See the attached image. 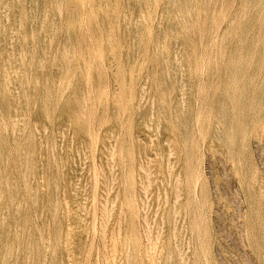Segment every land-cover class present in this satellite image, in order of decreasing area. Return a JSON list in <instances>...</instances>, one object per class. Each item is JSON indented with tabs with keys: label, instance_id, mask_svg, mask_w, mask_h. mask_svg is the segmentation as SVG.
Wrapping results in <instances>:
<instances>
[{
	"label": "rangeland",
	"instance_id": "obj_1",
	"mask_svg": "<svg viewBox=\"0 0 264 264\" xmlns=\"http://www.w3.org/2000/svg\"><path fill=\"white\" fill-rule=\"evenodd\" d=\"M139 1L118 0L96 16L93 5L105 0H68L63 17L78 10L79 29L70 33L64 21L51 34L46 25L53 43L33 45L50 49L41 65L46 114L28 81L39 65L28 61V78L10 77L13 93L4 101L17 102L24 86L29 101L11 113L21 129L16 140L0 110V264H129V254L131 264H181L179 242L187 264H264V19L249 25L246 0H192L187 19L179 16L181 0H145L146 20ZM121 15L119 28L114 18ZM137 19L149 28L143 45L130 47L137 62L130 73L128 25ZM163 30L168 42L155 50ZM246 33L257 43L247 37L241 62L233 55ZM3 48L6 60L7 41ZM172 60L187 72L177 76ZM238 67L233 88L228 72ZM64 69L73 73L64 76ZM140 89L146 116L136 124ZM187 101L181 112L178 103ZM72 111L80 112L76 119ZM179 113L188 118L184 126L175 121Z\"/></svg>",
	"mask_w": 264,
	"mask_h": 264
},
{
	"label": "bare ground",
	"instance_id": "obj_2",
	"mask_svg": "<svg viewBox=\"0 0 264 264\" xmlns=\"http://www.w3.org/2000/svg\"><path fill=\"white\" fill-rule=\"evenodd\" d=\"M68 0H0V110H1V116L2 119L6 122L4 127L5 129H7L10 134H11V138L16 140L17 137L20 135L19 132H21V129L18 125V121L16 120V118H14L11 113L13 111H15V109H18V107L20 106H24L28 103L29 101V94L27 93L25 86L24 89L21 88L20 90V95H19V99L17 100V102H13V99H8L7 101H4V99L6 97H11L13 91L10 85V77H16V78H28V74L25 72L24 69V64L26 62H30L33 64H37L39 65V67L37 68V70H35L33 72V74L29 75V80L30 82H33V84L36 85L35 90L38 93V98L41 101L40 107L42 109V113L46 114V109H45V104H46V91H47V75L45 73L44 68L41 67L42 63L44 62L46 55L48 54V51H50V49H46V48H40L44 45V43L50 39L51 44L52 42V37L51 35H46L44 34V29L46 27V25H48L51 34H53L54 32H57L62 24L64 23V21L67 23L68 25V29L70 31V33H75L78 29H79V20H78V10H74L73 13L69 14V17H66L64 19L63 17V13L65 11V8H67V2ZM102 1V0H101ZM124 2V0H122ZM191 1L192 0H181V4L183 5V7L180 10L179 16L183 19H187V17L190 16V7H191ZM118 2V0H113V1H109V0H105L104 5H99V4H94L91 10V13H93V15H99L102 11V9L104 8L106 11L109 12L110 8H111V3L116 4ZM121 2V1H119ZM221 2V1H220ZM158 3V2H157ZM213 3V2H212ZM102 4V3H101ZM139 4L141 5V9L143 12V18H146V20L148 19V13L145 12V8L146 6H148L149 8H151L150 5H147V3H145V0H140ZM160 4V3H159ZM235 4V3H234ZM245 6L246 9L248 7H253V11H245V14L248 16H251V21L249 23L250 26L254 27L258 22H261L264 19V3L262 0H246L245 1ZM231 7V6H230ZM117 8V7H116ZM232 8V7H231ZM57 9V10H56ZM120 9V8H119ZM51 10H56L55 12V16L53 18H49L48 17V12ZM130 10H134V7H128L127 11ZM139 10V9H137ZM59 11V12H58ZM222 11V10H220ZM76 13V15H75ZM221 13V12H220ZM80 15V14H79ZM158 15V13H157ZM169 13H165L164 18L168 19L169 18ZM67 16V15H66ZM123 15L118 16V18H114L115 21H119L117 24H119V28H120V21ZM156 16V15H155ZM82 17V15H81ZM198 17V15L196 16V18ZM216 17V16H215ZM175 19V17H173ZM225 19V18H224ZM12 20V21H11ZM204 20V19H203ZM98 21V20H97ZM143 21V20H142ZM142 21H140V19L134 20L132 21V23H130L128 25V30L129 32H131V38L133 39V41L135 43L131 44L128 46L127 51L125 52V63L126 65H128L130 68V73H132L137 65L136 62V56L134 54V52L132 50H130V47H135L138 48L139 46L143 45V36L146 33L147 29L149 28L148 24L145 25V23H143ZM227 21V20H226ZM217 21L214 20L210 23L209 28H213L216 26ZM242 24V23H241ZM29 26L30 29L23 32L22 28L24 26ZM97 25V24H96ZM233 25V22H231V26ZM110 26V25H109ZM108 26V27H109ZM221 26V25H220ZM97 28V26H95ZM222 27V26H221ZM47 28V27H46ZM91 28H93V26H91ZM107 29V25L106 24H102L100 26L99 29ZM110 28V27H109ZM151 28V27H150ZM182 28L185 29L186 31L190 29V25L189 23L185 22L182 25ZM95 30V28H94ZM98 30V28H97ZM219 30V29H218ZM114 31V29L112 30ZM47 32V31H46ZM170 31L167 30H163L162 31V36H164V39H160L156 42L155 45V50H160L161 48L164 49L165 48V43L168 42L167 38L169 35ZM219 32V31H218ZM248 32V31H247ZM259 32V31H258ZM97 33V31H96ZM151 33V32H150ZM149 33V34H150ZM220 33V32H219ZM103 34V32H102ZM202 35V34H201ZM210 35V34H209ZM174 37H178V35H173ZM216 36V34L214 35ZM213 36V37H214ZM218 36V35H217ZM250 36L249 41L251 43H257V38L256 35H249L248 33H246L245 35H242L243 39L241 41L238 42V44H236L237 49L236 52L234 53V57L240 59L241 62H244L246 57H248L249 53L247 54V52H244V49L246 48V44H247V37ZM216 38V37H215ZM86 40V39H85ZM95 40L97 43H100L101 38L100 36H96ZM222 40V39H221ZM224 40V38H223ZM7 41L8 43V48L6 50V60L2 59V54H3V43ZM114 41V40H113ZM125 40L122 37H117V42L118 43H123ZM149 42V41H148ZM152 42V41H151ZM212 42V41H211ZM73 43V42H71ZM223 43V42H221ZM70 42L67 41V44L65 45H69ZM151 44V43H150ZM23 45H29L30 46V50L29 51H25L22 46ZM33 45H40L39 50H35L33 49ZM148 45V44H147ZM121 47V45H119ZM199 46V45H198ZM51 47V46H50ZM217 47V46H216ZM118 48V47H117ZM149 48V47H148ZM154 49V48H153ZM119 50V49H118ZM147 50V48H146ZM145 50V51H146ZM180 51V49H178ZM144 51V52H145ZM149 51V50H148ZM147 52V51H146ZM120 53V52H119ZM182 53V52H181ZM250 53L252 54V52L250 51ZM50 54V53H49ZM112 54V52H111ZM215 54V53H214ZM213 54V55H214ZM220 54V53H219ZM114 55V54H113ZM177 55H179V52L174 53L173 57H176ZM216 55V54H215ZM140 56V55H139ZM220 56V55H219ZM142 57V56H141ZM48 58V57H47ZM155 58V57H154ZM54 59V58H53ZM226 59V58H225ZM230 59V58H229ZM195 60V59H194ZM200 60V57H199ZM248 60V59H247ZM246 60V61H247ZM173 61L172 66L174 68H176V75H182L185 74L187 72V65L184 66V62H180V61ZM223 61V60H222ZM116 59L115 61L111 62V66H117L116 65ZM196 62V61H195ZM5 63H7L8 65H12V67H14L11 70H5L2 66L5 65ZM214 63V62H213ZM209 64V63H208ZM241 65V63H240ZM209 66V65H208ZM28 67V65H27ZM114 67V69H115ZM186 69V70H185ZM140 70V69H139ZM241 67H238L237 70H230L229 73V81H230V85H232L233 88L236 87V79H237V74L240 72ZM117 72H114L113 74V78L115 79L114 81L117 82L120 78H116L117 76ZM72 74L73 71H69L67 69H64V71L61 73L64 76H67L68 74ZM138 75V73H137ZM224 78V77H223ZM225 79V78H224ZM27 80V79H26ZM147 82V81H146ZM221 83V82H220ZM31 84V83H30ZM137 85V84H136ZM120 86V85H119ZM243 86V85H242ZM187 90L189 89L188 87H186ZM224 88V87H223ZM183 89V87H182ZM185 89V88H184ZM125 92V89H124ZM156 92V91H155ZM162 94H166L168 93L167 89H161ZM17 93V92H16ZM119 93V92H118ZM134 93V92H133ZM142 97L140 98H135V103H136V107L133 113V116L131 118L132 123H143L145 120V116H146V110H145V106L143 104V89H140V91L138 92ZM225 94V93H224ZM18 95V94H17ZM216 95V94H215ZM221 95V94H220ZM213 98V97H212ZM242 100V99H241ZM120 101V100H119ZM165 101V100H164ZM115 103V102H114ZM221 103V102H220ZM21 104V105H20ZM20 105V106H18ZM222 106L224 104H221ZM178 108L182 107L181 112L185 109V108H190V105L188 104V101L185 103L183 102L178 103ZM123 108V107H122ZM129 111V110H128ZM23 113V112H22ZM80 112H75L72 111L70 118L71 119H76L77 115ZM128 113V112H127ZM234 113V112H233ZM232 115V113H231ZM152 117V116H151ZM221 117H224V112H222ZM152 119V118H151ZM188 120V118L186 119V115H184L183 113H179V116H177L175 118V121L179 124H183V126L185 125L184 123H186V121ZM76 121H78L77 123H80L82 121V118L80 116L79 119H77ZM249 125V124H248ZM191 127V126H190ZM193 129V128H192ZM145 130V129H144ZM207 130V129H206ZM231 132V131H230ZM206 133V132H205ZM143 134V133H142ZM130 135V134H129ZM242 135V134H241ZM141 136V135H140ZM135 137V134L134 136ZM188 138V137H187ZM133 140V139H132ZM138 140V139H137ZM166 140V139H165ZM164 140V141H165ZM125 141V140H124ZM135 141V140H134ZM133 141V142H134ZM140 141V140H139ZM168 141V139H167ZM212 141V140H211ZM17 144V147L19 148V144L17 141H15ZM132 142V143H133ZM171 142V141H169ZM113 150H115L113 148ZM140 158V157H139ZM192 160V159H191ZM168 161V160H167ZM136 162V161H135ZM168 164V163H166ZM166 166V165H165ZM168 167V166H167ZM132 168L131 165H128V171L126 173V197H127V201L129 203H132L134 201V198L136 196L133 195L132 189H131V180H132ZM139 169V168H138ZM192 174V173H191ZM138 177V176H137ZM136 178V177H135ZM169 178V177H168ZM138 179V178H137ZM140 180V179H138ZM170 180V179H169ZM147 181V180H146ZM171 182V181H170ZM136 183V182H135ZM141 186L143 185V182L141 181L139 183ZM174 184V182H173ZM135 185V184H134ZM148 185V184H147ZM139 186V185H137ZM169 186V185H168ZM171 186V185H170ZM176 187V186H175ZM136 189V188H135ZM145 189V188H144ZM139 190V189H138ZM178 191V190H177ZM176 191V192H177ZM136 192V191H135ZM142 192V191H141ZM181 193V192H180ZM145 194V192H144ZM147 195V194H146ZM145 195V196H146ZM140 197L139 194L137 196V198ZM146 198V197H145ZM176 198V196H175ZM180 196L177 195L176 198V203H178ZM141 202V200H140ZM135 205V204H134ZM143 205V204H142ZM125 208V207H124ZM143 208V206H142ZM141 208V209H142ZM132 209V208H131ZM107 210V209H106ZM138 210V209H137ZM142 212V211H140ZM147 212V206H146V211ZM144 213V214H145ZM134 215V214H133ZM140 215V214H139ZM148 215V214H147ZM135 218V217H134ZM145 218V216H144ZM147 218V217H146ZM145 218V219H146ZM144 219V220H145ZM134 221V220H133ZM141 222V221H140ZM139 224V223H138ZM137 224V225H138ZM145 224V223H144ZM147 224V223H146ZM145 224V225H146ZM163 225V224H162ZM259 226V225H258ZM140 227V226H139ZM147 227V225H146ZM137 228V227H136ZM148 229V227L146 228ZM140 230V228H139ZM162 230V229H161ZM141 231V230H140ZM147 232L150 233V231L147 230ZM164 232V231H163ZM162 232V233H163ZM138 233V232H137ZM174 233V232H173ZM158 234V232H157ZM161 234V233H160ZM150 235V234H149ZM130 236V234H129ZM158 236V235H157ZM161 236V235H160ZM159 236V238H160ZM127 237V236H126ZM148 237V236H147ZM135 238V237H134ZM150 238V237H149ZM136 239V238H135ZM179 239H184L179 237ZM148 243V242H147ZM126 245V244H125ZM138 247V246H137ZM178 247H179V251L181 254V264H187L186 261V257L184 255L185 251V247L182 245V243H178ZM129 248V247H128ZM138 250V249H137ZM146 251V250H145ZM183 252V253H182ZM129 253V252H128ZM146 253V252H145ZM132 254H129V264H131V257ZM146 256V254H145ZM128 257V256H127ZM147 257V256H146ZM150 259L152 261H155L154 255H150ZM156 262V261H155ZM158 262V261H157ZM201 264V263H198Z\"/></svg>",
	"mask_w": 264,
	"mask_h": 264
}]
</instances>
